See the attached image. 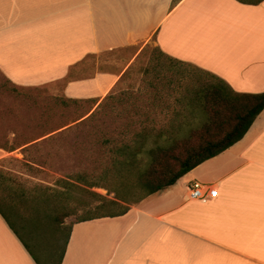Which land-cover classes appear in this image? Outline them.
<instances>
[{"label": "crops", "instance_id": "crops-1", "mask_svg": "<svg viewBox=\"0 0 264 264\" xmlns=\"http://www.w3.org/2000/svg\"><path fill=\"white\" fill-rule=\"evenodd\" d=\"M151 41L237 94L264 93V0H0L1 75L16 87L61 83L63 98L93 109ZM135 47L120 70L84 75L89 56ZM193 182L217 197L191 200ZM128 207L71 224L60 264H264V109L240 141ZM0 264H36L1 212Z\"/></svg>", "mask_w": 264, "mask_h": 264}, {"label": "rangeland", "instance_id": "rangeland-1", "mask_svg": "<svg viewBox=\"0 0 264 264\" xmlns=\"http://www.w3.org/2000/svg\"><path fill=\"white\" fill-rule=\"evenodd\" d=\"M137 49L89 56L84 75L120 70ZM214 82L226 93L212 77L161 56L152 41L94 109L93 101L63 98L61 83L16 87L0 73V211L41 264L55 262L70 225L100 204L94 194L113 198L102 187L112 188L110 172L118 147L139 130H181L178 139L203 130L207 112L185 108L183 97ZM197 136L187 144L196 145ZM138 201L135 197L120 204ZM121 208L109 206L104 212ZM71 210L62 226L51 222L54 215Z\"/></svg>", "mask_w": 264, "mask_h": 264}, {"label": "trees", "instance_id": "trees-1", "mask_svg": "<svg viewBox=\"0 0 264 264\" xmlns=\"http://www.w3.org/2000/svg\"><path fill=\"white\" fill-rule=\"evenodd\" d=\"M237 1L258 4L263 0ZM197 73L207 75V78L212 77L226 89V93L220 92L216 82L207 83L205 89H197L195 93L191 91L183 97L185 108L207 112L208 117L206 123L202 125L203 130L190 131L184 138L179 139L181 130L178 133L152 134L139 130L132 136L133 140L115 150L117 158L113 161L110 172L112 188L102 187L107 191V195L113 194V198L108 200L106 197L94 194L101 201L100 204L94 208L92 214L79 219L78 222L124 215L129 207L121 206L120 203H127L129 199L135 197L140 202L150 195L170 188L195 167L219 155L243 138L255 118L264 109V93L237 94L217 77L206 72ZM182 125L178 126L182 128L184 126ZM196 135H198L197 144H187ZM57 202L61 205L60 200ZM109 206L122 208L118 211L104 212ZM71 213L72 210L56 214L51 222L62 226L64 219L71 216ZM70 232L71 225L63 248L54 259L55 262L46 261L45 264H60ZM29 253L36 264H41L30 250Z\"/></svg>", "mask_w": 264, "mask_h": 264}, {"label": "built area", "instance_id": "built-area-1", "mask_svg": "<svg viewBox=\"0 0 264 264\" xmlns=\"http://www.w3.org/2000/svg\"><path fill=\"white\" fill-rule=\"evenodd\" d=\"M189 198L194 201H205L216 198L218 191L210 185L193 182L189 188Z\"/></svg>", "mask_w": 264, "mask_h": 264}]
</instances>
